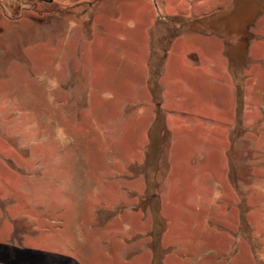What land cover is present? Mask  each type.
Returning a JSON list of instances; mask_svg holds the SVG:
<instances>
[{
  "label": "rangeland",
  "instance_id": "obj_1",
  "mask_svg": "<svg viewBox=\"0 0 264 264\" xmlns=\"http://www.w3.org/2000/svg\"><path fill=\"white\" fill-rule=\"evenodd\" d=\"M0 264H264V0H0Z\"/></svg>",
  "mask_w": 264,
  "mask_h": 264
},
{
  "label": "trees",
  "instance_id": "obj_2",
  "mask_svg": "<svg viewBox=\"0 0 264 264\" xmlns=\"http://www.w3.org/2000/svg\"><path fill=\"white\" fill-rule=\"evenodd\" d=\"M171 20H173L174 22H178V23H180V24H185V25H187V26H190V27H192L193 29L196 27L194 24H196V23H193V22H190V21H183V19L181 18V17H173Z\"/></svg>",
  "mask_w": 264,
  "mask_h": 264
}]
</instances>
